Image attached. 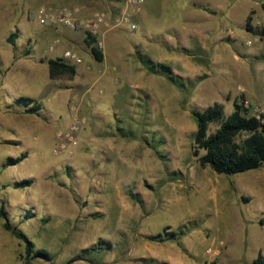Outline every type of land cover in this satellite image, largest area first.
<instances>
[{
	"label": "rangeland",
	"instance_id": "374dc122",
	"mask_svg": "<svg viewBox=\"0 0 264 264\" xmlns=\"http://www.w3.org/2000/svg\"><path fill=\"white\" fill-rule=\"evenodd\" d=\"M11 1L0 0V205L48 256L27 261L264 264V165L232 176L201 166L190 113L219 103L227 117L237 101L264 125V91L253 99L238 91L264 65V0L257 10L229 0L223 11L209 2L224 0H155L133 14L134 31L116 22L119 0ZM50 8L82 19L104 11V62L88 49V73L49 79L46 61L66 52L56 48L77 41L72 55L86 42L83 31L70 40L72 29L39 23ZM20 97L38 103V114L16 106ZM76 116L85 119L76 144L55 151ZM23 180L31 185L13 187ZM180 228L192 229L170 239ZM24 256L0 218V264Z\"/></svg>",
	"mask_w": 264,
	"mask_h": 264
},
{
	"label": "trees",
	"instance_id": "16d2710c",
	"mask_svg": "<svg viewBox=\"0 0 264 264\" xmlns=\"http://www.w3.org/2000/svg\"><path fill=\"white\" fill-rule=\"evenodd\" d=\"M207 10V8H203ZM213 14L212 11H209ZM247 29L251 31L247 24ZM15 35L7 38L8 44H13ZM94 38L86 35V44L90 54L97 62H102V50L94 46ZM48 77L51 80L65 76L73 78L76 76L74 65L68 64L62 59H49L47 61ZM160 72L169 76V68L162 66ZM16 106H24L26 113L37 115L40 105L26 97L15 100ZM242 106L233 103V111L227 117L224 115L223 107L219 103H213L204 110H191V115L196 121V131L191 145V154L196 158L201 166H207L217 174L236 175L245 171L255 170L264 165V125H259L256 121L246 118ZM212 125L215 126L212 129ZM244 138L237 140L240 136ZM26 158L21 154L18 158L9 161L11 165H16ZM31 185L30 180H23L13 185L15 189L27 188ZM0 218L3 220V228L13 237L24 244V263L30 264L27 259L33 257L47 258V254L41 250H34V244L19 229L12 227L7 220L4 206L0 205ZM180 228L177 233L171 234L173 237H182L191 229ZM160 236L151 237L154 241H162ZM255 264H262L256 259Z\"/></svg>",
	"mask_w": 264,
	"mask_h": 264
},
{
	"label": "built area",
	"instance_id": "2783aa9c",
	"mask_svg": "<svg viewBox=\"0 0 264 264\" xmlns=\"http://www.w3.org/2000/svg\"><path fill=\"white\" fill-rule=\"evenodd\" d=\"M120 7L116 22L119 25H126L130 30L134 31L137 25L132 21V16L136 11L144 5L146 0H119ZM107 20V14L104 11H98L87 19L78 17V10L63 9H40L38 12V22L49 23L52 26H63L73 31H83L86 35L94 38V46L103 49L104 36L102 27ZM64 58L75 59V55L71 52H65ZM85 125V119L74 117L70 128L65 132L57 134L58 146L55 151H68V149L76 144L75 133L78 129Z\"/></svg>",
	"mask_w": 264,
	"mask_h": 264
},
{
	"label": "crops",
	"instance_id": "0c3cea01",
	"mask_svg": "<svg viewBox=\"0 0 264 264\" xmlns=\"http://www.w3.org/2000/svg\"><path fill=\"white\" fill-rule=\"evenodd\" d=\"M16 1L19 2V0H12L11 2L16 3ZM28 1H30V0H26V2H25L26 6H29ZM147 1L145 2L147 6L150 5L153 1L155 2V0H147ZM228 1L229 0H224L223 3H218V4L214 3L213 1H211L209 3L211 5H215L216 6L215 8L218 11H223L224 9H227L228 3H229ZM154 2H153V4H154ZM239 3L241 5L247 6L249 8V10H257V9H261L262 1L261 0H240ZM256 15H257V13L253 14V20H251L250 22H256V20H257ZM75 32H76L75 34L73 33L70 35V37H71L70 40H72L74 37H76L78 31H75ZM70 42H71V44L72 43L73 44L71 45ZM70 42H68V44H66V45L65 44L62 46L60 45V47L56 48V51H58L59 53H62L65 51L71 52V51H69V49L67 47L68 46H70L72 48L75 47V45L77 44V41H70ZM78 43H80V40H78ZM78 50L79 51L77 53L73 52L75 55V59L72 60V64H71V65L75 66L77 76H78V74L88 73L87 71L90 70V67L92 69V63L90 62L91 58L87 54L88 46H87L85 41L84 42L81 41L80 48ZM104 50L108 51V46H106V44H105L104 49H102L103 62L105 60V55H104L105 51ZM82 51H84L85 53L83 54ZM86 55L89 56V58H87ZM59 58L63 59L65 62H67V59L64 58L63 54H61ZM263 63H264V61H263ZM45 66L47 67V61H46ZM47 70H48V67H47ZM263 75H264V65H255L254 66L253 86L251 88L240 86V87H238V91L243 92L245 94V96H247L251 99L259 98V95L262 94L264 91V89H263V87H264ZM82 81H85V80H82ZM78 84L80 85V82H78ZM87 85L90 86L89 83Z\"/></svg>",
	"mask_w": 264,
	"mask_h": 264
}]
</instances>
